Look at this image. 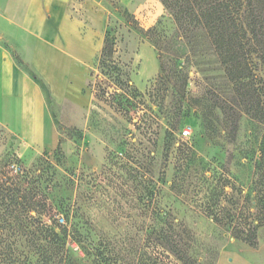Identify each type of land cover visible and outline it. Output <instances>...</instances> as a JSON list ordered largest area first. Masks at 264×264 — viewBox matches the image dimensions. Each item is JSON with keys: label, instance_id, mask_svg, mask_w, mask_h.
I'll return each instance as SVG.
<instances>
[{"label": "rangeland", "instance_id": "1", "mask_svg": "<svg viewBox=\"0 0 264 264\" xmlns=\"http://www.w3.org/2000/svg\"><path fill=\"white\" fill-rule=\"evenodd\" d=\"M94 1L113 54L105 66L100 55L94 62L85 119L69 126L63 118L72 109L51 106L57 132L44 150L0 128V169L24 173L44 204L40 224L33 212L0 221V264H54L52 231L67 234L71 264H186L172 251L177 245L191 263L221 264L250 248L204 206L223 172L249 187L257 146L244 144L264 136V125L238 108L209 39L196 33L193 52L161 0ZM148 31L172 63L171 85L158 80L161 54ZM260 240L264 229L256 248Z\"/></svg>", "mask_w": 264, "mask_h": 264}, {"label": "crops", "instance_id": "2", "mask_svg": "<svg viewBox=\"0 0 264 264\" xmlns=\"http://www.w3.org/2000/svg\"><path fill=\"white\" fill-rule=\"evenodd\" d=\"M104 35L97 1L0 0V128L44 150L57 132L51 106L72 109L63 118L69 126L83 121L92 104L88 82ZM260 242L259 248L240 249L221 264H264Z\"/></svg>", "mask_w": 264, "mask_h": 264}, {"label": "trees", "instance_id": "3", "mask_svg": "<svg viewBox=\"0 0 264 264\" xmlns=\"http://www.w3.org/2000/svg\"><path fill=\"white\" fill-rule=\"evenodd\" d=\"M166 10H170L182 36L193 52L199 51L196 33L202 32L210 41V48L219 57L224 67L228 82L233 86V96L238 108L243 110L252 120L264 125V0H161ZM161 54L160 80L171 85L173 75L169 72V64L162 54L160 42L150 35ZM197 53V52H196ZM113 46L105 42L100 54V63L105 66L103 57H112ZM19 64H23L18 59ZM174 64V63H173ZM175 84V83H174ZM44 87V85H43ZM226 117L231 116L230 106L220 103L218 106ZM235 119L236 116H235ZM236 144V138L231 139ZM243 145V144H242ZM240 144V146H242ZM247 147L257 146L254 173L249 187L237 188L230 179L221 173L211 183L208 201L204 214L212 218L215 224L230 230L232 237L246 243L249 247L259 245L258 234L264 229V136L247 141ZM244 154L247 151L243 152ZM254 154V153H253ZM250 159L248 155L244 159ZM252 158V159H253ZM226 165V163H225ZM8 174L0 169V221L7 223L15 214L29 215L31 220L41 223V207L38 192L27 189L26 176ZM26 186V187H24ZM232 193H227L226 188ZM223 201L226 204H223ZM38 217V218H37ZM50 245L51 255L48 260L54 264H71L70 252L65 248L67 234L52 231ZM81 243V241L76 240ZM178 246V245H177ZM172 247V251L186 264L191 263L180 248ZM179 247V246H178ZM95 256L100 257L99 249ZM96 261V260H95Z\"/></svg>", "mask_w": 264, "mask_h": 264}, {"label": "built area", "instance_id": "4", "mask_svg": "<svg viewBox=\"0 0 264 264\" xmlns=\"http://www.w3.org/2000/svg\"><path fill=\"white\" fill-rule=\"evenodd\" d=\"M183 134H184L185 137L188 136L189 130L188 131H185Z\"/></svg>", "mask_w": 264, "mask_h": 264}]
</instances>
